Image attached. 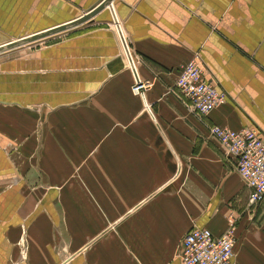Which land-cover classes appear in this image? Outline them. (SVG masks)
<instances>
[{"label": "crops", "instance_id": "obj_1", "mask_svg": "<svg viewBox=\"0 0 264 264\" xmlns=\"http://www.w3.org/2000/svg\"><path fill=\"white\" fill-rule=\"evenodd\" d=\"M101 1L0 0V46ZM112 5L142 96L108 8L0 52V264H182L188 229L219 235L233 211L231 264H264V204L250 213L209 131L254 127L264 142V0ZM194 51L227 95L205 117L173 89Z\"/></svg>", "mask_w": 264, "mask_h": 264}, {"label": "built area", "instance_id": "obj_2", "mask_svg": "<svg viewBox=\"0 0 264 264\" xmlns=\"http://www.w3.org/2000/svg\"><path fill=\"white\" fill-rule=\"evenodd\" d=\"M115 18L117 22L112 19L107 26H113L118 33L117 26L120 27V24L116 16ZM130 56L134 65L131 53ZM150 85L148 80L142 81L136 73L132 90L142 96ZM173 89L176 96L183 99L184 103L200 117L209 115L227 98L226 92L218 88L217 80L198 51H194L178 71ZM209 131L225 155L235 160V169L249 189V202L255 204L263 201L264 142L258 131L254 127L235 130L217 124L210 125ZM227 223V227L219 235L213 234L205 227L191 226L182 238L178 251L182 264H231L236 243V216L233 212L227 215Z\"/></svg>", "mask_w": 264, "mask_h": 264}, {"label": "water", "instance_id": "obj_3", "mask_svg": "<svg viewBox=\"0 0 264 264\" xmlns=\"http://www.w3.org/2000/svg\"><path fill=\"white\" fill-rule=\"evenodd\" d=\"M104 8H108L112 19L114 20V22H117V20L115 18L114 10H113L112 0H102L96 7L91 9L88 13L82 15L80 18L75 19L74 21H71L70 23L58 25L56 27H52L50 29H47V30H45L43 32L36 33V34L30 35V36L24 37L22 39L7 43L6 45L0 46V52L3 51V50H6V49H10V48H14V47H17V46L24 45V44L29 43L31 41L38 40V39L47 37V36L55 34V33H59V32L65 31V30H67L69 28H72V27L78 25L79 23L88 21L91 17H93L95 14H97L99 11H101ZM117 29H118V33H119V37L121 39V42H122V44L124 46L126 55H127L128 60L130 62L131 69H132V71H133V73H134V75L136 77V70L134 68V65H133L130 53L128 51V48L126 46L125 40L123 38V35H122L121 31H120V27L117 26Z\"/></svg>", "mask_w": 264, "mask_h": 264}, {"label": "rangeland", "instance_id": "obj_4", "mask_svg": "<svg viewBox=\"0 0 264 264\" xmlns=\"http://www.w3.org/2000/svg\"><path fill=\"white\" fill-rule=\"evenodd\" d=\"M56 34L57 33H55V34H52V35H49V36H47V37H45V39L46 38H48V37H54V36H56ZM40 42H41V40L40 39H38V40H34V41H31V42H29V43H26L25 45H26V47H30V46H28V45H41L40 44ZM45 42V41H44ZM20 48H24V46H19ZM4 51V50H3ZM245 184V183H244ZM262 204H264V201H261V202H258V203H255V204H250L249 205V211H250V213L251 212H253V210H254V212H255V214H257V208L259 207V205H262ZM234 213H235V215L238 217V222H239V220H240V218L242 217V214L241 215H238V213H236L235 211H233ZM236 217V218H237ZM253 219V218H252ZM251 219V220H252ZM238 222H237V225H238ZM264 223L263 222V220H262V218H260L259 219V221H256V219H255V222H254V224H257V225H255V227H254V229H256V231H259V232H262V226H261V224L260 223ZM237 225H236V231H237ZM245 227L247 228V226H246V224H245Z\"/></svg>", "mask_w": 264, "mask_h": 264}]
</instances>
